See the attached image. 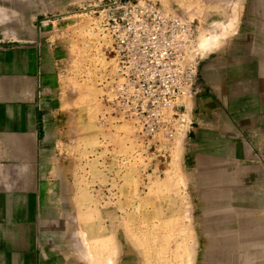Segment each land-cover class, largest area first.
<instances>
[{"label": "rangeland", "instance_id": "1", "mask_svg": "<svg viewBox=\"0 0 264 264\" xmlns=\"http://www.w3.org/2000/svg\"><path fill=\"white\" fill-rule=\"evenodd\" d=\"M155 1L201 20L184 0ZM116 2L0 0V38L42 49L50 264H264V137L247 141L240 122L199 130L193 98L154 136L118 116L105 33ZM201 21L204 62L233 24Z\"/></svg>", "mask_w": 264, "mask_h": 264}, {"label": "crops", "instance_id": "2", "mask_svg": "<svg viewBox=\"0 0 264 264\" xmlns=\"http://www.w3.org/2000/svg\"><path fill=\"white\" fill-rule=\"evenodd\" d=\"M181 3L201 20L218 16L233 24L229 48L202 63L204 91L192 101L198 129L223 127L227 134L240 122L247 141L264 137V0ZM27 41L0 38V264L51 261L44 222L45 73L40 45Z\"/></svg>", "mask_w": 264, "mask_h": 264}, {"label": "built area", "instance_id": "3", "mask_svg": "<svg viewBox=\"0 0 264 264\" xmlns=\"http://www.w3.org/2000/svg\"><path fill=\"white\" fill-rule=\"evenodd\" d=\"M105 33L114 66L112 103L144 134L154 136L166 119L181 118L186 101L203 93L204 39L212 35L201 20L155 0H118ZM165 132L173 135L171 128Z\"/></svg>", "mask_w": 264, "mask_h": 264}, {"label": "bare ground", "instance_id": "4", "mask_svg": "<svg viewBox=\"0 0 264 264\" xmlns=\"http://www.w3.org/2000/svg\"><path fill=\"white\" fill-rule=\"evenodd\" d=\"M211 39H212V38H211ZM204 40H208V39L205 38ZM209 41H210V40H209Z\"/></svg>", "mask_w": 264, "mask_h": 264}]
</instances>
